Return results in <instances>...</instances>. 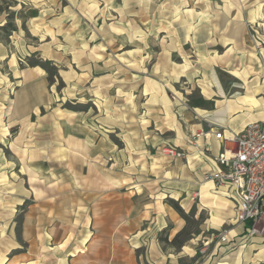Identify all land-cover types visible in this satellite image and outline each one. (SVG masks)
<instances>
[{
  "label": "rangeland",
  "instance_id": "rangeland-1",
  "mask_svg": "<svg viewBox=\"0 0 264 264\" xmlns=\"http://www.w3.org/2000/svg\"><path fill=\"white\" fill-rule=\"evenodd\" d=\"M232 70L245 81L264 70V0H0V264L254 253L231 232L244 226L237 218L208 229L205 189L180 173L185 161L161 155L164 144L189 153L209 130L175 141L204 105L197 84L233 82ZM156 204L167 207L162 231L138 217ZM127 219L142 230L121 231ZM178 223L192 235L177 250L160 239L173 240ZM225 231L229 242L216 245ZM250 237L263 245L264 234Z\"/></svg>",
  "mask_w": 264,
  "mask_h": 264
},
{
  "label": "crops",
  "instance_id": "crops-1",
  "mask_svg": "<svg viewBox=\"0 0 264 264\" xmlns=\"http://www.w3.org/2000/svg\"><path fill=\"white\" fill-rule=\"evenodd\" d=\"M225 74L232 77L235 81L224 82L219 77L217 82L214 83L203 82L202 84H197L204 105L193 108L194 112L197 113L194 114L196 115L194 129L191 128L188 120L192 115L185 114L183 124L179 125V127L174 130L176 131V143L187 146V144H190L188 142L191 135L190 133L194 132V130H196V132L202 130V126L205 127L206 130L211 126L221 127L225 130V135L229 136L241 132L247 125L253 122L264 121V70L260 72L259 78H256V76H249L248 81H245L244 72H235L232 70L225 72ZM207 104L210 105V107H206ZM165 115L175 116V114ZM191 145L192 147H187L189 148L187 160H176L173 162L185 161L184 166L180 169V173L183 175L185 168L194 172L198 184L201 186V190L205 189V191H201L198 196L202 197L201 202H210L208 206H205L206 208L208 207L212 215V219L208 224V229H216V226L221 227L226 223L236 222L234 188L229 185L218 186L213 181L206 179L208 173L217 169L216 157L221 150V143L215 140L213 134H209L200 137L197 143ZM201 171H204L202 176L199 175ZM192 195L193 194H188L187 197H184V201L187 202L189 209L193 206L192 201H195V196ZM215 203L216 206H213ZM166 210L167 207L161 208V206L158 207L156 204L148 210L141 211L138 214L139 221L141 223H149L158 231H162L168 227L169 223V216L165 214ZM131 211L132 210L128 212V215H131ZM237 225L238 226L231 232L236 231V235H244V237L239 239L245 244L242 245V248H246V251L247 249H251L254 253L250 255L245 253L240 256L225 255L219 258L220 260H213V254L202 258H195L194 254L184 250L185 257L195 264H264V242H262L263 245L259 246V240L249 236L247 226ZM135 226V221L133 219H127L120 229L123 232L131 230L139 232L142 230V228H134ZM183 228V224L178 223V227L176 226L172 230L173 237L181 232ZM139 234H135L134 239L139 240L141 238ZM152 242L156 246H159L157 240L152 239ZM215 244L219 245L218 241H216Z\"/></svg>",
  "mask_w": 264,
  "mask_h": 264
},
{
  "label": "built area",
  "instance_id": "built-area-1",
  "mask_svg": "<svg viewBox=\"0 0 264 264\" xmlns=\"http://www.w3.org/2000/svg\"><path fill=\"white\" fill-rule=\"evenodd\" d=\"M213 134L221 143L216 157L217 169L206 175L216 185L234 188L236 218L247 227L250 236L264 234V121L253 122L241 132L225 135L221 127L211 126L207 132L197 134V139ZM161 155L169 162L187 160V153L172 145H164ZM218 243L229 242V233H221ZM206 253V250H202Z\"/></svg>",
  "mask_w": 264,
  "mask_h": 264
},
{
  "label": "trees",
  "instance_id": "trees-1",
  "mask_svg": "<svg viewBox=\"0 0 264 264\" xmlns=\"http://www.w3.org/2000/svg\"><path fill=\"white\" fill-rule=\"evenodd\" d=\"M3 31L7 32H14L17 30V27L15 24H7L6 26H3L1 28ZM176 211L181 214L186 220H188V216L185 215L184 211L178 206V204H175ZM251 224L248 223L247 226H250ZM192 235V232H190L187 228H184L181 232H179L173 240L169 241V238H161L160 240L165 243L166 245L174 248V249H181L184 247L185 242L187 239Z\"/></svg>",
  "mask_w": 264,
  "mask_h": 264
}]
</instances>
